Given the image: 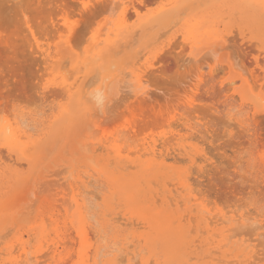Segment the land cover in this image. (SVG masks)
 I'll return each mask as SVG.
<instances>
[{
    "label": "rangeland",
    "instance_id": "rangeland-1",
    "mask_svg": "<svg viewBox=\"0 0 264 264\" xmlns=\"http://www.w3.org/2000/svg\"><path fill=\"white\" fill-rule=\"evenodd\" d=\"M0 1V4L5 1L2 7L0 5V101L17 100L27 105L19 111H12L0 103V264H9V252L15 257L21 254L20 242L27 246L31 255H40L57 244L56 239L59 243L68 239L65 244L67 252L61 251L62 255L57 257L60 264L78 262L80 239L76 231L80 224L71 187L77 190L81 181L90 182L86 190L89 193L85 196L89 198V201L86 200V207L89 206L87 216L90 215L88 221L93 229L90 232L91 244L109 245L115 232L118 241L125 239L126 246L130 245L128 250L135 254V262L131 261V264H136V260L138 264H149L151 261L150 264H264V234L257 238L251 233L254 226L261 225L258 206L264 201V54L261 52L264 47V13L258 7L250 6L258 4L259 0H83L90 7L88 12L82 13V0H40L41 3L38 0L36 3H33L34 0H29L30 3L20 0V4L19 0H13V3L10 0ZM65 16H69L68 19ZM65 21L72 28L82 56L74 57L66 48L57 45L61 32L66 31ZM169 27L172 28L169 30ZM26 34H30L29 37ZM110 39H117L114 43L117 49L113 44L109 46ZM221 40L226 43L221 45ZM208 45L210 47H206ZM37 46L51 54L49 62L37 52ZM211 46H224V50L217 53L219 61L208 54ZM113 50L115 55L108 56ZM83 59L97 61L94 65L86 60L83 66L86 71L78 67L85 63ZM74 64L77 65L74 67ZM134 66L140 67L135 69L137 72L133 71ZM142 72L147 81L143 88H139L135 76ZM57 74L60 82L67 86L61 85V90L45 94L42 90L44 81ZM70 82L76 87L69 88ZM196 84H199V89ZM65 88L69 91L66 92ZM96 89L106 98L112 94L106 99L102 111L95 107L96 101L89 95ZM81 96L88 98L89 103L83 99L80 101ZM188 101L194 102L191 104ZM36 106H40L39 116L34 110ZM158 109L164 110L163 113L157 112ZM171 109L179 114L183 110L186 115L183 117L192 119L195 129L189 131L179 126L184 118L177 115L180 121H172L171 132L166 126L165 115L173 112ZM155 113L160 114L157 116ZM12 120H22L27 125V138L24 137L19 145L11 142L5 131L6 124L13 123ZM135 124L138 135L121 143L122 162L117 164L107 142L113 137L127 135L126 132ZM178 129L182 130L181 135L187 137L179 147L173 139L179 137L176 133ZM164 139L172 144L169 143L171 145L168 144L163 152L165 163L161 165V160L152 158L145 147L152 144V140L156 141L154 145L158 152ZM28 151L31 155L25 153ZM158 169H161L159 175ZM180 176L187 177L188 189L179 184ZM93 190L99 194L92 193ZM128 193L137 196L130 205L123 197ZM137 204L148 214L163 212L167 216L166 239L163 238L165 227L163 230L161 226L156 229L161 222L152 227L147 219L135 213L140 208ZM240 214L253 218L247 224L249 227H236V230L234 227L226 233L233 235L230 239L235 248L253 250V257L248 261L244 255L239 258L226 255L217 246L220 230L228 226L231 217ZM205 224L210 227H204ZM85 247L88 248L87 245ZM176 253L180 254L179 261L174 260ZM57 258V262H49L59 264ZM49 262L40 261V264Z\"/></svg>",
    "mask_w": 264,
    "mask_h": 264
},
{
    "label": "bare ground",
    "instance_id": "bare-ground-1",
    "mask_svg": "<svg viewBox=\"0 0 264 264\" xmlns=\"http://www.w3.org/2000/svg\"><path fill=\"white\" fill-rule=\"evenodd\" d=\"M9 1V0H8ZM7 0H6V2H8ZM10 1H12V3H13V0H10ZM25 1H27L26 3H30L29 2V0H24V2ZM33 1V0H32ZM39 2H40V0H38ZM38 1H37V4H38ZM57 1V0H56ZM59 1V0H58ZM104 1V0H103ZM108 1V0H107ZM112 0H110L109 2H111ZM118 1V0H117ZM122 1V0H121ZM1 2V1H0ZM3 2H5V1H3ZM3 2L1 3L2 5H3ZM17 2V1H16ZM22 2H23V0H22ZM49 2V1H48ZM54 2V1H53ZM173 2V1H172ZM33 3H36V0H34V2ZM41 3V2H40ZM50 3V2H49ZM51 3H52V1H51ZM55 3H58V2H55ZM55 3H54V6H55ZM112 3H114V2H112ZM120 3V2H119ZM118 3V4H119ZM253 3V2H252ZM0 4V5H1ZM8 4V3H7ZM7 4H4V6L5 5H7ZM10 4H11V2H10ZM19 4H20V0H19ZM24 5H25V3H23ZM45 4V3H44ZM59 4V3H58ZM64 4V3H63ZM63 4H60V5H63ZM68 4V3H67ZM108 4V3H107ZM110 5H111V3H109ZM117 4V3H116ZM127 4V3H126ZM129 4V3H128ZM2 5H1V7H2ZM22 5V4H21ZM20 5V6H21ZM23 5V6H24ZM39 5V4H38ZM48 5H50L51 6V4H48ZM109 5V6H110ZM114 5V4H113ZM189 5V4H188ZM193 5V4H192ZM192 5H190L191 7H192ZM195 5V4H194ZM193 5V6H194ZM12 6V5H11ZM10 6V7H11ZM13 6H15V5H13ZM17 6V5H16ZM19 6V5H18ZM19 6V7H20ZM28 6V5H27ZM69 6V5H68ZM76 6V5H75ZM101 6V5H100ZM117 6V5H116ZM148 6V5H147ZM186 6V5H185ZM30 7V6H29ZM32 7H34V6H32ZM45 7V6H44ZM52 7H53V5H52ZM112 7H115V6H112ZM190 7V8H191ZM4 8V7H3ZM21 8V7H20ZM49 8V7H48ZM56 8V7H55ZM57 8H60V7H57ZM64 8H66V7H64ZM69 8V7H68ZM75 8V7H74ZM111 8V7H110ZM137 8V7H136ZM188 8V7H187ZM7 8H5V10H6ZM22 9V8H21ZM25 9H27V8H25ZM40 9H41V7H40ZM49 9H51V8H49ZM52 9H54V8H52ZM51 9V10H52ZM61 9V8H60ZM73 9V8H72ZM103 9H104V7H103ZM1 10V9H0ZM19 10V9H18ZM24 10V9H23ZM30 10V9H29ZM244 10V9H243ZM11 11V10H10ZM21 11V10H20ZM50 11V10H49ZM60 11V10H59ZM63 11V10H62ZM81 11V10H80ZM87 11V10H86ZM91 11V10H90ZM90 11H89V13H90ZM113 11V10H112ZM175 11V10H174ZM183 11V10H182ZM211 11V10H210ZM12 12H14V11H12ZM27 12V11H26ZM32 12V11H31ZM88 12V11H87ZM92 12V11H91ZM125 12H127V11H125ZM21 13V12H20ZM38 13H40V12H38ZM81 13H82V11H81ZM135 13H136V15H138V12L137 11H135ZM181 13H183V12H181ZM180 13V15H183V14H181ZM5 14V13H4ZM29 14V13H28ZM36 14H37V12H36ZM60 14V13H59ZM91 14V13H90ZM64 15H65V13H64ZM89 15V14H88ZM9 16V15H8ZM27 16V15H26ZM32 16V15H31ZM226 16V15H225ZM0 17H2V14L0 15ZM35 17H36V15H35ZM61 17H62V15H61ZM66 17V16H65ZM67 17H69V16H67ZM66 17V18H67ZM70 17H71V15H70ZM125 17V16H124ZM139 17V16H138ZM224 17V16H223ZM227 17V16H226ZM226 17H224V18H226ZM16 18V17H15ZM2 19V18H1ZM23 18H21V20H22ZM28 19V18H27ZM29 19H30V17H29ZM29 19H28V21H29ZM68 19V18H67ZM116 19V18H115ZM179 19V18H178ZM20 20V21H21ZM38 20V19H37ZM124 20H126V19H124ZM232 20V19H231ZM3 21V20H2ZM27 21V20H26ZM27 21V23H29ZM33 21H34V19H33ZM40 21V20H39ZM127 21V20H126ZM179 21V20H178ZM1 22V21H0ZM41 22H42V19H41ZM24 23V22H23ZM22 23V24H23ZM31 23V22H30ZM37 23V22H36ZM47 23V22H46ZM45 23V24H46ZM174 23H176V22H174ZM9 24V23H8ZM44 24V23H43ZM1 25V24H0ZM50 25H51V23H50ZM119 25V24H118ZM33 26V25H32ZM36 26V25H35ZM37 26H38V24H37ZM36 26V27H37ZM42 26V25H41ZM44 26V25H43ZM56 26V25H55ZM171 26V25H170ZM1 27V26H0ZM60 27V26H59ZM59 27H58V29H59ZM129 27V26H128ZM7 28V27H6ZM15 28V27H14ZM33 28V27H32ZM45 28V27H44ZM146 28V27H145ZM144 28V29H145ZM170 28H172V27H169V30H170ZM35 29V28H34ZM47 29V28H46ZM147 29V28H146ZM4 30V29H3ZM48 30H50V29H48ZM47 30V31H48ZM51 30H52V28H51ZM126 30H127V28H126ZM129 30V29H128ZM138 30V29H137ZM136 30V31H137ZM177 30H178V28H177ZM240 30V29H239ZM16 31V30H15ZM42 31V30H41ZM114 31H115V29H114ZM135 31V32H136ZM166 31H168L167 29H166ZM247 31V30H246ZM2 32H4V31H2ZM21 32H23V31H21ZM36 32V31H35ZM46 32V31H45ZM134 32V35H136V33ZM209 32H210V30H209ZM234 32V31H233ZM29 33V32H28ZM49 33V32H48ZM57 33V32H56ZM163 33V32H162ZM165 33H168V32H165ZM5 34V33H4ZM55 34V33H54ZM113 34V33H112ZM144 34H146V33H144ZM159 34H161V33H159ZM164 34V33H163ZM192 34V33H191ZM247 34V33H246ZM245 34V35H246ZM18 35V34H17ZM26 35H28V34H26ZM30 35V34H29ZM29 35H28V37H29ZM47 35V34H46ZM110 35V34H109ZM114 35H116V34H114ZM133 35V34H132ZM131 35V36H132ZM133 35V36H134ZM162 35V34H161ZM179 35V34H178ZM13 36V35H12ZM15 36V35H14ZM24 36V35H23ZM110 36H112V35H110ZM160 36V35H159ZM180 36V35H179ZM237 36V35H236ZM249 36V35H248ZM5 37H6V35H5ZM25 37V36H24ZM52 37V36H51ZM114 37V36H113ZM157 37H158V35H157ZM245 37V36H244ZM13 38V37H12ZM36 38V37H35ZM54 38H55V36H54ZM112 38V37H111ZM131 38V37H130ZM134 38V37H133ZM133 38H132V42H133ZM6 39V38H5ZM20 39V38H19ZM30 39V38H29ZM177 39V38H176ZM1 40V39H0ZM7 40V39H6ZM26 40V42H27V39H25ZM24 40V41H25ZM156 40V39H155ZM158 40V39H157ZM156 40V41H157ZM174 40V39H173ZM5 41V40H4ZM8 41V40H7ZM31 41V40H30ZM29 41V42H30ZM108 41V40H107ZM110 42H109V46L110 45H112L113 44V46H114V49H117V46H115L114 45V43L117 41V39H110L109 40ZM249 41V40H248ZM11 42V41H10ZM33 42V41H32ZM128 42V41H127ZM181 42V41H180ZM255 42V41H254ZM254 42H253V44H254ZM3 43H5V42H3ZM135 43V42H134ZM198 44H200L199 42H197ZM247 43V42H246ZM2 44V43H1ZM6 44H8L7 42H6ZM20 44V43H19ZM27 44V43H26ZM29 44H31V43H29ZM127 44H129V43H127ZM133 44V43H132ZM131 44V45H132ZM172 44V43H171ZM180 44V43H179ZM184 44V43H183ZM186 44V43H185ZM245 44V43H244ZM3 45V44H2ZM5 45V44H4ZM121 45V44H120ZM122 45H124V43L122 44ZM126 45V44H125ZM216 45V44H215ZM248 45V44H247ZM250 45H251V43H250ZM256 45H258V43L256 44ZM24 46V45H23ZM31 46V45H30ZM34 46V45H33ZM184 46V45H183ZM254 46V45H253ZM28 47H29V45H28ZM119 47V46H118ZM122 47V46H121ZM125 48H127V46H124ZM182 47V46H181ZM185 47V46H184ZM206 47H210L209 45L208 46H206ZM211 47H213V46H211ZM224 47V46H223ZM222 47V48H223ZM252 47V46H251ZM258 47V46H257ZM27 48V47H26ZM37 48H38V50L39 51H37V52H39L42 56H44L46 59H45V61H47V62H49V58L51 57V54L49 53V52H47V50H43L40 46H37ZM123 48V47H122ZM170 48V47H169ZM177 48H178V43H177ZM186 48V47H185ZM226 48V47H225ZM7 49V48H6ZM30 49H33V47L32 48H30ZM48 49V48H47ZM163 50V49H162ZM183 50V49H182ZM207 50V49H206ZM8 51V50H7ZM31 51V50H30ZM33 51H36V50H33ZM112 51V50H111ZM171 51V50H170ZM172 51H174V50H172ZM187 51V50H186ZM185 51V52H186ZM5 52V51H4ZM148 52V51H147ZM221 52V51H220ZM17 53V52H16ZM117 53H118V51H117ZM140 53V52H139ZM138 53V54H139ZM170 53V52H169ZM183 53V52H182ZM27 54V53H26ZM39 54V55H40ZM115 55L114 54V50H113V53L111 52V54H108V56L110 55ZM119 54V53H118ZM144 54V53H143ZM175 54V53H174ZM178 54V53H177ZM181 54V53H180ZM38 55V54H37ZM57 55V54H56ZM106 55V54H105ZM159 55V54H158ZM168 55H170V54H168ZM172 55V54H171ZM13 56V55H12ZM82 56V55H81ZM177 55L175 54V57H176ZM35 57V56H34ZM105 57V56H104ZM139 57V56H138ZM158 57V56H157ZM36 58V57H35ZM53 58V57H52ZM87 58V57H86ZM101 58H103V57H101ZM105 58H107V55H106V57ZM109 58V57H108ZM114 58V57H113ZM177 58V57H176ZM37 59V58H36ZM39 59V58H38ZM79 59V58H78ZM96 59V58H95ZM98 59V58H97ZM109 59H111V58H109ZM137 59H139V58H137ZM157 59V58H156ZM175 59V58H174ZM42 60H44V59H42ZM87 60V59H86ZM85 59H83V61L82 62H85L86 61ZM160 60V59H159ZM34 61V60H33ZM41 61V60H40ZM44 61V62H45ZM63 61H65V60H63ZM90 61V60H89ZM88 60H87V62H89ZM94 61H97V60H94ZM94 61L92 62V60L90 61V62H92V63H90V64H96V62L94 63ZM109 61H111V60H109ZM136 61V60H135ZM134 61V62H135ZM138 61H140V60H138ZM264 61V60H263ZM42 62V61H41ZM87 62H85V63H81V62H79L78 63V65L80 64V65H82V67L81 66H78V67H80V69L81 70H83L84 68H83V66L85 67V65H86V63ZM112 62V61H111ZM110 62V63H111ZM137 62V61H136ZM163 62V61H162ZM197 62V61H196ZM52 63V62H51ZM56 63H58V62H56ZM61 63H63V62H61ZM67 63V62H66ZM88 63V64H89ZM174 63V62H173ZM37 64V63H36ZM87 64V65H88ZM114 64V63H113ZM133 64V63H132ZM135 64V63H134ZM137 64V63H136ZM135 64V65H136ZM164 64V63H163ZM176 64V63H175ZM44 65H46V63H44ZM72 65H73V63H72ZM71 65V66H72ZM77 64H74V67L76 66ZM111 65L112 64H110V69H111ZM155 65H156V63H155ZM197 65V64H196ZM221 65V64H220ZM224 65V64H223ZM258 65V64H257ZM49 66V65H48ZM48 66H46V67H48ZM63 66H65V65H63ZM67 66V65H66ZM88 66H90V65H88ZM92 66V65H91ZM133 66V65H132ZM141 66V65H140ZM45 67V68H46ZM135 68L133 69V71L136 69H138V68H140V67H138V68H136V66H134ZM165 67V66H164ZM163 67V68H164ZM197 67V66H196ZM224 67V66H223ZM60 68H62V67H60ZM95 68V67H94ZM133 68V67H132ZM142 68V67H141ZM148 68V67H147ZM213 68V67H212ZM44 69V68H43ZM59 69V68H58ZM64 69H65V67H64ZM67 69V68H66ZM65 69V70H66ZM72 69H73V67H72ZM76 69H78V68H75V70ZM146 69V68H145ZM227 69V68H226ZM71 70V69H70ZM84 70H86V69H84ZM135 70V71H136ZM147 70H149V69H147ZM151 70V72L153 71L152 69H150ZM154 70H156V69H154ZM72 71V70H71ZM86 71H88V70H86ZM93 71V70H92ZM133 71H132V73H133ZM139 71V70H138ZM201 72H202V70H200ZM212 71V70H211ZM211 71H210V73H211ZM78 72V71H77ZM81 72V71H80ZM96 72H97V70H95V74H96ZM137 72V71H136ZM144 72L146 73L147 71H145L144 70ZM144 72H142L141 74L139 73L137 76H135V79H136V84H137V86H139V88H141V85H143L144 84V82L145 81H147V80H145V74H144ZM254 72V71H253ZM72 73V72H71ZM154 73V72H153ZM155 73H156V71H155ZM255 73V72H254ZM260 73H262V72H260ZM74 74V73H73ZM78 74H80V73H78ZM82 74H83V72H82ZM123 74H125V73H123ZM122 74V75H123ZM146 74H149V73H146ZM157 74V73H156ZM197 74V73H196ZM202 73H200V75H201ZM45 75H46V73H45ZM51 75V74H50ZM74 75H76V74H74ZM88 75V74H87ZM93 75V74H92ZM96 75H98V74H96ZM126 76L125 77H127V74H125ZM213 75V74H212ZM252 75V74H251ZM80 76V75H79ZM149 76V75H148ZM199 75H197V77H198ZM255 76V75H254ZM262 76V75H261ZM90 77V76H89ZM97 76H95V78H96ZM213 77V76H212ZM257 77V76H256ZM255 77V78H256ZM68 78V77H67ZM66 78V79H67ZM150 78H151V75H150ZM200 78L201 77H199V81H200ZM261 78V77H260ZM63 79H64V77H63ZM76 79V78H75ZM74 79V80H75ZM77 79H78V77H77ZM92 79H94V78H92ZM134 79V80H135ZM147 79H148V77H147ZM254 79V78H253ZM258 79V78H257ZM65 80V79H64ZM73 80V81H74ZM256 80V79H255ZM66 81V80H65ZM69 81V80H68ZM95 81H97V80H95ZM199 81H197V82H199ZM124 82V81H123ZM196 82V81H195ZM201 82V81H200ZM260 82V81H259ZM72 82H70V83H68V85L70 84V85H72L71 84ZM75 83H76V81H75ZM92 83V82H91ZM90 84V83H89ZM93 84H94V82H93ZM92 84V85H93ZM108 84V83H107ZM123 84V83H122ZM125 84V83H124ZM200 84V83H199ZM199 84H196L195 86L196 87H198V85ZM61 85L62 86H64V87H66L65 86V84L63 85L62 83H61ZM70 85L68 86L69 88H73V85H72V87H70ZM75 85H77V83L75 84ZM74 85V87H76ZM85 86V84L83 85V87ZM91 86V85H90ZM89 86V87H90ZM249 86H250V84H249ZM263 86V85H262ZM63 87V88H64ZM200 87V86H199ZM199 87H198V89H199ZM2 88V87H1ZM0 88V89H1ZM69 88H65L64 90L67 92V91H69ZM143 88V87H142ZM195 88V87H194ZM250 88V87H249ZM60 89V88H59ZM62 89V88H61ZM60 89V90H61ZM71 89H70V91H71ZM251 89V88H250ZM2 90V89H1ZM59 90V91H60ZM81 90H83V89H81ZM86 90V89H85ZM224 90V89H223ZM196 91H199V90H197V88H196ZM240 91V90H239ZM251 91V90H250ZM62 92V91H61ZM82 92V91H81ZM80 92V93H81ZM48 94H49V92H48ZM53 94V93H52ZM63 94H64V91H63ZM82 94V93H81ZM84 94V93H83ZM146 94V93H145ZM50 95H51V92H50ZM256 95V94H255ZM1 96V95H0ZM52 97L51 98H53V95H51ZM44 97V96H43ZM54 97H55V95H54ZM89 97V96H88ZM193 97V96H192ZM226 97V96H225ZM228 97V96H227ZM230 97V96H229ZM228 97V98H229ZM259 97V96H258ZM257 97V98H258ZM47 98V97H46ZM84 98H86L85 96L84 97H80L79 98V100L81 101L82 99H83V101L84 102H88L89 103V101L90 100H88V98H86V99H84ZM138 98V97H137ZM139 98H140V96H139ZM194 98V97H193ZM260 98V97H259ZM259 98H258V100H259ZM48 99H49V97H48ZM47 99V100H48ZM56 99V98H55ZM141 99V98H140ZM139 100V99H138ZM189 100V99H188ZM190 100H191V97H190ZM194 100V99H193ZM262 100V99H261ZM50 101V100H49ZM136 100H134V102H135ZM194 101H196V99L194 100ZM194 101H188V102H190L191 104H193V102ZM136 102H138V101H136ZM228 102V101H227ZM263 102V101H262ZM186 103V102H185ZM185 103H184V105H185ZM246 103V102H245ZM133 104H135V103H133ZM133 104L131 105V107L133 106ZM196 104V103H195ZM195 104H194V106H195ZM138 105H140V104H138ZM184 105H182V106H184ZM187 105V104H186ZM231 105V104H230ZM229 105V106H230ZM252 105V104H251ZM174 106V105H173ZM188 106V105H187ZM193 106V107H194ZM131 107H130V109H131ZM143 107V106H142ZM159 107V106H158ZM177 107V106H176ZM174 108V109H178V108ZM193 107H191V108H193ZM196 107V106H195ZM239 107V106H238ZM241 107V106H240ZM129 108V107H128ZM138 108V107H137ZM153 108V107H152ZM162 108V107H161ZM160 108V109H161ZM164 108V107H163ZM252 108V107H251ZM139 109V108H138ZM154 109V108H153ZM160 109H158V111L157 112H160L161 114L163 113L162 111H164V110H160ZM179 109H181V107L179 108ZM183 109V108H182ZM185 109V108H184ZM183 109V110H184ZM225 109V108H224ZM235 109V108H234ZM66 110V109H65ZM131 110H133V109H131ZM140 110H141V108H140ZM160 110V111H159ZM173 112H168L167 114H165L166 116H167V118H166V126H168V128L169 129H171V132L173 131V127L171 126V123H172V121L173 120H177V119H179L178 121H180V118H178V116L177 115H179V117L180 116H182L183 117V115H185L184 113H183V110H181L182 111V113L181 114H179L178 113V111H176V110H173V109H171ZM190 111H191V109H189ZM231 110H233L232 109V107H231ZM134 111V110H133ZM142 111V110H141ZM168 111V110H167ZM170 111V110H169ZM193 111V110H192ZM229 111H230V109H229ZM234 111V110H233ZM40 112V111H39ZM130 112V111H129ZM139 112V111H138ZM146 112V111H145ZM152 112H153V110H152ZM241 111H239V113H240ZM244 112V111H243ZM36 113V112H35ZM97 113V112H96ZM134 113V112H133ZM140 114H141V112H139ZM159 113V114H160ZM171 113H173V114H171ZM90 114H92V113H90ZM153 114H154V112H153ZM156 115L158 114V113H155ZM158 114V115H159ZM236 114V113H235ZM262 114V113H261ZM4 115V114H3ZM12 116L11 117H14L13 116V114H11ZM36 115V114H35ZM157 115V116H158ZM165 115H164V117H165ZM238 115V114H237ZM244 115H245V112H244ZM259 115V114H258ZM1 116V115H0ZM5 116V115H4ZM92 116H93V114H92ZM139 116V115H138ZM142 116H143V114H142ZM156 116V117H157ZM161 117H162V115H160ZM159 116V117H160ZM176 116V117H175ZM186 116V115H185ZM183 117L184 119H182L181 121L182 122H180L179 124V126H182L183 128H185L186 130L188 129L189 131L191 130V131H193L194 129H195V124L193 125L192 123L194 122V121H192V123H191V120H189L188 119V117ZM236 116V115H235ZM6 117H7V114H6ZM21 117V116H20ZM37 117V116H36ZM146 117V116H145ZM163 117V118H164ZM181 117V118H182ZM254 117V116H253ZM142 118V117H141ZM140 118V119H141ZM187 118V119H186ZM257 118V117H256ZM5 119V118H4ZM20 119V118H19ZM139 119V120H140ZM145 119V118H144ZM147 119H149V117H147ZM160 119V118H159ZM232 119V118H231ZM253 119V118H252ZM9 120V119H8ZM22 120H24L23 118H22ZM20 121V120H18V121H16V122H13V120H12V122L13 123H7L6 124V126H5V129H6V127H7V130H5V131H7L8 133V137H9V140L11 141V142H15L16 143V145H19V144H21V142H23L22 140H23V138L25 137V138H27L26 136H25V134H26V130H25V126L27 127V125H24L25 124V122H23V121ZM243 120V119H242ZM249 120V119H248ZM2 121V120H1ZM9 121H11V119L9 120ZM258 121V120H257ZM4 122V121H3ZM30 122V121H29ZM174 122V121H173ZM1 123V122H0ZM5 123V122H4ZM134 123H136L135 121H134ZM133 124V123H132ZM138 124V123H137ZM141 124V123H140ZM163 124V123H162ZM175 124H176V121H175ZM178 124V123H177ZM176 124V125H177ZM197 124V123H196ZM23 125H24V128H23ZM129 125H131V124H129ZM173 125V124H172ZM36 126V125H35ZM138 126V125H137ZM162 126V125H161ZM178 126V127H179ZM1 127V126H0ZM129 127H131V126H129ZM149 127V126H148ZM158 127H160V126H158ZM172 127V128H171ZM29 128H31V126L29 127ZM138 128H140V127H138ZM164 128V127H163ZM167 128V127H166ZM176 128V127H175ZM175 128H174V130H175ZM182 128V129H183ZM32 129V128H31ZM128 129V128H127ZM165 129V128H164ZM30 130V129H29ZM33 130V129H32ZM153 130V129H152ZM184 130V129H183ZM249 130V129H248ZM28 131V130H27ZM137 127H136V124H135V126H132L131 127V129L130 130H128L127 132H126V134L127 135H124L125 137L126 136H128V137H126V138H123L122 136H116V137H113V138H111L112 140L110 141V142H107L108 143V145H109V147H110V149L112 150V152H113V155H114V157H115V159L117 160V164H120L122 161V159H121V143H124V141L125 140H128V139H130V138H132L133 136H136V134H137ZM140 131V130H139ZM182 130H180V129H178V130H176V133L178 134H173V135H177V136H179L178 138H173L172 136H171V138H173L175 141H177V146L179 147V145H180V143L181 142H183L185 139H187V137H184V135H181L180 134V132H181ZM197 131V130H196ZM152 132V131H151ZM6 133V132H5ZM132 133V135H130ZM187 133V132H186ZM251 133V132H250ZM33 134H35V133H33ZM140 134V133H139ZM138 135V134H137ZM264 135V134H263ZM30 137V136H29ZM137 137V136H136ZM135 137V138H136ZM154 137V136H153ZM174 137H176V136H174ZM191 137V136H190ZM262 137V136H261ZM161 138V137H160ZM170 138V139H171ZM138 139V138H137ZM169 139V138H168ZM173 139L171 140V141H173ZM21 140V141H20ZM156 141H157V139H155ZM155 141V142H156ZM159 141V140H158ZM35 142V141H34ZM155 142L152 140V144H148L147 145V147H145V150L147 151V153L149 154V155H151L152 156V158H155L156 157V159H157V157H158V159H160L161 161H160V164L161 165H164V163H165V156L163 155V152L164 151H166L167 150V145L169 144V143H171L170 141H166V139H164V142H162V146H160L161 147V149L160 150H158V152L156 151L157 149V147L155 148ZM12 143H10V145H11ZM28 144L29 143H27V146H28ZM57 144V143H56ZM155 144V145H154ZM172 144V143H171ZM171 144H169V145H171ZM174 144V143H173ZM12 146V145H11ZM14 146V145H13ZM29 146H30V144H29ZM31 147V146H30ZM29 147V148H30ZM24 148L25 149H27V147L26 146H24ZM28 148V149H29ZM173 149H174V147H172ZM0 149H2V147L0 148ZM24 149V150H25ZM34 149V147L32 146V150ZM168 149H171V148H168ZM184 149V147L182 146V150ZM5 150V149H4ZM30 150V149H29ZM22 152H23V150H21ZM175 151V150H174ZM180 151V150H179ZM184 151V150H183ZM30 151H28V152H25V153H29ZM48 152V151H47ZM23 154H24V152H23ZM109 154H110V152H109ZM156 154L158 155V156H156ZM25 155V154H24ZM29 155H31L30 153H29ZM111 155V154H110ZM13 156V155H12ZM11 156V157H12ZM169 156V155H168ZM2 157H4L3 155H2ZM191 158V157H190ZM195 158V157H194ZM5 159V158H4ZM157 159V160H158ZM207 159V158H206ZM6 160H7V158H6ZM115 160V161H116ZM191 160H192V158H191ZM201 160V159H200ZM264 161V160H263ZM109 163V162H108ZM116 163V162H115ZM110 164V163H109ZM20 165H22V164H20ZM137 166V165H136ZM135 166V167H136ZM115 167H116V165H115ZM125 167V166H124ZM116 168H119V169H121L120 167H116ZM127 168V167H126ZM64 169H66V168H64ZM125 169V168H124ZM126 170V169H125ZM160 170L161 169H158V172H157V175H159L161 172H160ZM63 172H64V170H63ZM71 172H73V171H71ZM62 173V172H61ZM64 173H66V172H64ZM63 173V174H64ZM156 174V173H155ZM161 175H164V174H161ZM160 175V176H161ZM50 176V175H49ZM124 176V175H123ZM67 177H69V176H67ZM67 177H66V180H67ZM111 177V176H110ZM31 178V177H30ZM70 178V177H69ZM72 178V177H71ZM159 178V177H158ZM93 179V178H92ZM91 179V180H92ZM110 179V178H109ZM71 180V179H70ZM187 177H183V176H180L179 177V179H178V182H179V184L182 186V187H184L185 189H188V184H187ZM29 181V180H28ZM68 181V180H67ZM73 182V181H72ZM151 183V182H150ZM154 183V182H153ZM166 183V182H165ZM67 184V183H66ZM90 184V182H84V181H81V185H80V187L78 188L77 187V190H76V187L74 188V187H69L72 191V193L74 194L73 196H74V204H75V206H76V211H77V215H79V217H78V222H79V224H80V227L78 228V230L76 231V234H77V237L80 239L79 240V245H80V250H78L79 252H78V258H79V260H78V262L76 263V264H110V260L111 259H113V258H117L116 257V254L117 253H119V259L123 262V264H131V261L133 262L134 261V258L136 259V257H135V254L133 253V251H129L128 249H130V248H128V246L130 247V245L128 244V246H126V244L127 243H125L124 241H125V239H122V240H119L118 241V234H115V232H114V236L110 239L111 240V242H110V240H109V245L107 244V245H105V246H103V245H100V244H97V245H94V244H91V242L90 241H93L91 238H90V232L93 230V229H91V227H92V225L90 224V222L88 221L89 220V216H87V214H88V207H86L87 206V203H86V200H88L87 199V197L85 196V194L86 193H89L88 191L86 192V190L88 189V185ZM70 185V184H69ZM68 185V186H69ZM79 185V184H78ZM70 186H72V185H70ZM97 186H95V188H96ZM99 187V186H98ZM81 188H83V189H81ZM110 189V188H109ZM125 191V190H124ZM93 192H95V190H93L92 191V193ZM142 192H140V194H141ZM158 193V192H157ZM167 193V192H166ZM95 194H97V192H95ZM98 194H99V192H98ZM97 194V195H98ZM125 196H123L124 198H125V200H126V202L128 203V205H130V204H133L134 203V201H136V199H137V196H133L131 193L129 194H124ZM155 195V194H154ZM166 195V194H165ZM92 196H95V195H92ZM114 196V195H113ZM145 197H146V195H144ZM143 196V197H144ZM98 198V197H97ZM114 198V197H113ZM139 198V197H138ZM169 198V197H168ZM91 199H94V197L93 198H91ZM170 199V198H169ZM68 200V199H67ZM115 200V199H114ZM89 201V200H88ZM87 201V202H88ZM149 201V200H148ZM66 202V201H65ZM133 202V203H132ZM164 202V201H163ZM89 203V202H88ZM138 203V202H137ZM64 204V203H63ZM69 204V203H68ZM67 204V205H68ZM156 204V203H155ZM66 205V204H65ZM66 205V206H67ZM90 205V204H89ZM135 205V204H134ZM91 206V205H90ZM136 206H138V204L136 205ZM96 207V206H95ZM138 207H140V206H138ZM68 208V207H67ZM97 208V207H96ZM50 211V210H49ZM52 211H54V210H52ZM90 211V210H89ZM69 212V211H68ZM135 213H137L138 215H140V216H142V217H144L145 219H147V221H148V223L150 224V226H152V227H154V226H156L155 224H158L159 225V223L161 224V225H159V226H156V229H160L159 227L161 226L162 227V230L164 229L163 227H165V236H163V238H167L168 237V234H167V228H168V225H167V216H165V215H163V212L162 213H160V212H156V214L154 215V214H151V213H147L146 212V210L144 211L141 207L137 210L136 209V211H135ZM188 214V213H187ZM68 215H69V213H68ZM117 216H118V214H116ZM163 215V216H162ZM54 216H55V214H54ZM59 216V215H58ZM61 216H62V214H61ZM105 216H107V214H105ZM111 216V215H110ZM182 216H184V215H182ZM63 217V216H62ZM108 217V216H107ZM169 217V216H168ZM186 217V216H185ZM50 218H52V217H50ZM59 218V217H58ZM91 218V217H90ZM115 218H117V217H115ZM115 218H113L114 220H115ZM47 219V218H46ZM45 219V220H46ZM60 219V218H59ZM67 219V218H66ZM92 220H93V216H92V218H91ZM110 219V218H109ZM223 219V216L221 217V220ZM253 218H251L250 216H247L246 214H240V215H238V216H236V217H231L229 220H228V226H225V227H223V230L221 229L220 230V234H219V237H220V239L217 241V246H218V249H221L222 250V253H224V254H229V255H233V257H235V258H239V257H242V255H244L245 256V260L246 261H248V260H250V258L251 257H253V255H251V254H254V252H252V251H250V254H249V251L247 250L248 248L247 247H245V248H241V247H238V248H235V243H233L232 242V240L230 239L233 235L231 234V236L230 235H228L227 233L228 232H230L231 230H234V227H235V230H236V227H237V229H238V227H245V225H246V227H249V226H247V224L249 225L250 224V222H251V220H252ZM44 220V221H45ZM48 220V219H47ZM91 220V221H92ZM171 219H168V221H170ZM93 221H95V220H93ZM36 222V221H35ZM115 222H117V220H115ZM249 222V223H248ZM253 222H255V221H253ZM46 223V222H45ZM93 223H95V222H93ZM145 223V222H144ZM147 223V222H146ZM209 223V222H208ZM67 224V223H66ZM120 224V223H119ZM127 224V223H126ZM187 224V223H186ZM257 224V223H256ZM64 225V224H63ZM133 225V224H132ZM138 225V224H137ZM206 226H204V227H206L207 228V226H209L210 227V225L209 224H205ZM252 225V224H251ZM58 226V225H57ZM68 227H69V225H67ZM73 226V225H72ZM71 226V227H72ZM93 226H94V224H93ZM128 226H129V224H128ZM257 226V225H256ZM254 226L255 228L253 229V232H251V233H253L252 235L253 236H255V237H257V238H259V237H262L263 236V234H264V226H262V225H260V226ZM70 227V228H71ZM116 227V226H115ZM144 227V226H143ZM53 228V227H52ZM51 228V229H52ZM61 228H64V226L63 227H61ZM67 228V227H66ZM109 228V227H108ZM72 229V228H71ZM137 229V228H136ZM225 229V230H224ZM245 229V228H244ZM70 230V229H69ZM74 230H75V228H74ZM101 230V229H100ZM51 231H53V230H51ZM209 230H207V232H208ZM7 233H9L8 231H6ZM57 232V231H56ZM96 232V231H95ZM200 232V231H199ZM227 232V233H226ZM233 232V231H232ZM65 233V232H64ZM97 233V232H96ZM101 232H99V234H100ZM30 234V233H29ZM67 234V233H66ZM69 234V233H68ZM105 234V233H104ZM113 234V233H112ZM215 234V233H214ZM230 234V233H229ZM3 235V234H2ZM5 235V234H4ZM9 235V234H8ZM53 235V234H52ZM71 235H72V233H71ZM92 235V234H91ZM103 235V234H102ZM195 235V234H194ZM251 235V236H252ZM7 236V235H6ZM6 236H5V238H6ZM69 236V235H68ZM75 236V235H74ZM93 236V235H92ZM112 236V235H111ZM198 236V235H197ZM28 237V236H27ZM64 238L66 237V236H63ZM101 236H99V238H100ZM143 237V236H142ZM203 237V236H202ZM217 237V236H216ZM0 238H2V237H0ZM22 238V237H21ZM73 238V237H72ZM93 238V237H92ZM102 238H103V236H102ZM151 238V237H150ZM206 238H207V236H206ZM209 238V237H208ZM256 238V239H257ZM20 239V238H19ZM18 239V240H19ZM23 239V238H22ZM120 239V238H119ZM155 239V238H154ZM197 239H198V237H197ZM200 239V238H199ZM65 241V243L64 242H62V243H59V240H57L56 239V241H58V243L57 244H54L53 246H50V248L49 249H47V251H45V252H47V253H43V254H40L39 255V253L38 254H35V255H31L30 254V252L28 251V248H27V246L26 245H24L22 242H20L19 244H20V247H21V254L20 255H18V256H13L12 254H11V252H9L7 255H8V263L9 264H40V261L43 263V262H49V261H56V258L57 257H60V254H61V251H63V252H65L67 249H66V241L68 242V239H64ZM71 240V239H70ZM73 240V239H72ZM102 240V239H101ZM107 240V239H106ZM105 240V241H106ZM128 240V239H127ZM151 240H153V238L151 239ZM209 240V239H208ZM55 241V240H54ZM53 241V242H54ZM96 241H98L97 239H96ZM104 241V240H103ZM154 241H156V240H154ZM209 241H211V240H209ZM28 242V241H27ZM71 242V241H70ZM215 242V241H214ZM56 243V242H55ZM146 243V242H145ZM198 243V242H197ZM211 243H212V241H211ZM43 244V243H42ZM66 244V245H65ZM71 244V243H70ZM75 244H77V243H75ZM119 244V245H118ZM136 244V243H135ZM16 245H18V244H16ZM85 245H87L88 246V248L86 249V247H85ZM121 245V246H120ZM149 245H151L150 243L148 244V247H150ZM43 246V245H42ZM72 246V245H71ZM16 247V246H15ZM68 247V246H67ZM70 247V246H69ZM190 247V246H189ZM201 247V246H200ZM199 247V248H200ZM19 248V247H18ZM30 248V247H29ZM75 248H76V246H75ZM141 248V247H140ZM14 249V248H13ZM20 249V248H19ZM62 249V250H61ZM66 249V250H65ZM133 249H136V247L135 248H133ZM187 249V248H186ZM209 249V248H208ZM207 249V250H208ZM250 249V248H249ZM73 250H75V249H73ZM143 250V249H142ZM141 250V251H142ZM67 252V251H66ZM135 252V251H134ZM139 252H140V250H139ZM167 252V251H166ZM218 252V251H217ZM14 253V252H13ZM75 253V252H74ZM145 253V252H144ZM162 253H163V251H162ZM167 253H169V252H167ZM193 253V252H192ZM210 253H211V251H210ZM216 253V252H215ZM164 254V253H163ZM194 254V253H193ZM199 255H200V253H198ZM197 253H196V255H198ZM218 254V253H217ZM2 255V254H1ZM62 255V254H61ZM71 256H72V253L70 254ZM73 255H75V254H73ZM137 255H139V253L138 254H136V256ZM165 256L167 255V254H164ZM179 255L180 254H178V253H176L175 254V256H174V260H176V259H178V261H179ZM195 255V254H194ZM70 256V257H71ZM182 256V255H181ZM185 256V255H184ZM243 256V257H244ZM138 257V256H137ZM164 257V256H163ZM227 257V256H226ZM58 259V258H57ZM151 259V258H150ZM182 259H183V256H182ZM191 259V258H190ZM190 259H187L188 261L190 260ZM208 259V258H207ZM214 259V258H213ZM156 260V259H155ZM157 260H159V258H157ZM61 261V260H60ZM65 261H67V260H65ZM71 261H73V260H71ZM150 261V260H149ZM191 261V260H190ZM197 261V260H196ZM214 261V260H213ZM232 260H230V262H231ZM57 262V261H56ZM58 262H59V259H58ZM135 262V261H134ZM152 262V261H151ZM150 262V263H151ZM215 262V261H214ZM41 263V264H42ZM50 263V262H49ZM54 263V262H53ZM141 263H142V261H141ZM149 263V264H150ZM160 263V262H159ZM210 263V262H209ZM217 262H215V264H216ZM220 263V262H219ZM227 263V262H226ZM2 264H4V263H2ZM51 264V263H50ZM59 264H60V262H59ZM64 264V263H63ZM136 264H138V262H137V260H136ZM218 264V263H217ZM225 264V263H224ZM235 264V263H234Z\"/></svg>",
    "mask_w": 264,
    "mask_h": 264
},
{
    "label": "snow or ice",
    "instance_id": "snow-or-ice-1",
    "mask_svg": "<svg viewBox=\"0 0 264 264\" xmlns=\"http://www.w3.org/2000/svg\"><path fill=\"white\" fill-rule=\"evenodd\" d=\"M251 7H258L262 13H264V0H259L258 4L250 5ZM82 12L89 9V4L86 2H83L80 5ZM66 31H62L60 34V38L57 41L58 47H64L67 51H69L74 57L83 55V52L78 51V45L76 44V38L73 35V31L71 27H68V21H65ZM35 35V33H33ZM225 40H221L220 44H225ZM223 48H219L218 46H213L211 49H209V53L211 56L215 57L217 61H219L220 57L217 54L218 51H223ZM84 51H87V48L84 49ZM262 54H264V47L261 49ZM264 62V61H262ZM70 78V74H69ZM214 79V77H213ZM61 86L60 77L59 75L50 76L46 81H44L42 90L46 94L49 91H53L55 89H59ZM143 85H141V88ZM93 97V99L96 101L95 107L100 109L101 111L104 109L106 99L111 98V93L109 94V97H105V95L99 90L96 89L92 93L89 94ZM6 108H10L12 111H19L21 108L27 107V105L17 101V100H10V99H4L0 101ZM39 107L36 106L34 109L36 111V114L39 116L41 113L39 112ZM259 215H260V223L262 226H264V201H262L259 204ZM117 258H113L110 260V264H123V262L118 258L119 253L116 254Z\"/></svg>",
    "mask_w": 264,
    "mask_h": 264
}]
</instances>
